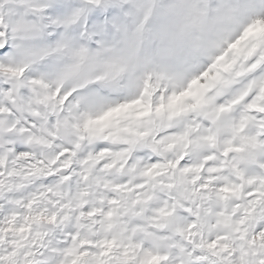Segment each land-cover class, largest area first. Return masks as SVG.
<instances>
[{
	"label": "snow or ice",
	"instance_id": "snow-or-ice-1",
	"mask_svg": "<svg viewBox=\"0 0 264 264\" xmlns=\"http://www.w3.org/2000/svg\"><path fill=\"white\" fill-rule=\"evenodd\" d=\"M0 264H264V0H0Z\"/></svg>",
	"mask_w": 264,
	"mask_h": 264
}]
</instances>
